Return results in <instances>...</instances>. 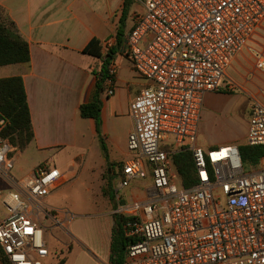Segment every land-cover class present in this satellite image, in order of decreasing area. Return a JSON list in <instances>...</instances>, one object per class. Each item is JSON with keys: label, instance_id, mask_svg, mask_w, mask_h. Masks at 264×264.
<instances>
[{"label": "built area", "instance_id": "obj_1", "mask_svg": "<svg viewBox=\"0 0 264 264\" xmlns=\"http://www.w3.org/2000/svg\"><path fill=\"white\" fill-rule=\"evenodd\" d=\"M143 5L123 52L148 83L129 105L127 150L133 156L120 167L118 190L147 177L151 185L126 223L131 243L123 264H264V154L257 164L245 165L238 145H197L204 96L221 89L232 62L264 24V0ZM116 73L110 65L108 96ZM6 126L0 114V181L13 190L0 189V250L5 264H49V228L42 219L65 227L61 212L38 203L62 173L41 167L16 179L14 155L1 137ZM244 144L264 147L262 104L250 110ZM181 150L191 152L197 170L191 188L181 185L173 163Z\"/></svg>", "mask_w": 264, "mask_h": 264}, {"label": "crops", "instance_id": "obj_2", "mask_svg": "<svg viewBox=\"0 0 264 264\" xmlns=\"http://www.w3.org/2000/svg\"><path fill=\"white\" fill-rule=\"evenodd\" d=\"M137 1H140L142 9L130 17L134 0L132 1L125 20L124 42L137 15L144 11V0ZM123 6L124 0H0V8L14 23L18 34L29 47V62L0 68V78H22L27 96L33 139L21 152L29 151L37 160L25 176L35 173L41 167H49L47 162L53 161L65 151L72 153L68 170L72 173L79 171L85 165L87 147L94 139L100 145L105 165L101 143L106 148L110 162L120 159L122 155H128L127 137L131 130L129 105L146 84L140 83V88L132 89L130 83L126 82L123 89L125 94L121 98L119 71L116 67L115 91L112 96L106 94V102L101 101L98 128L95 120L82 118L79 113V107L88 103L94 93V73L100 68V61L84 54L82 50L92 38L98 39L101 44L115 43L114 37ZM129 19L132 23L126 32ZM126 59L130 62L127 57ZM262 61L264 24L257 29L247 47L232 62L221 89L205 94L197 134L199 147L210 149L221 145L239 146V140L233 136V127L219 113L224 110L230 97L239 98L243 102L247 100L250 110L255 103L264 105V69L260 67ZM130 68L134 71L131 62ZM134 73L138 76L135 71ZM120 116L128 120V126L123 133H118L109 124L110 119L115 120ZM246 133L241 137L244 142ZM202 135L209 137L210 141L199 142ZM103 161L97 166L101 167ZM54 168L58 169L55 166ZM147 178L150 180L149 187L151 178ZM0 182L6 188L12 189L6 182ZM146 199V192L144 199H138L131 192L127 193L126 200L122 205L117 204L113 213L123 208L124 215L133 216L138 204ZM67 248L69 252L71 246ZM97 260L101 264H110L109 256L108 259ZM66 261L65 255L64 264Z\"/></svg>", "mask_w": 264, "mask_h": 264}, {"label": "rangeland", "instance_id": "obj_3", "mask_svg": "<svg viewBox=\"0 0 264 264\" xmlns=\"http://www.w3.org/2000/svg\"><path fill=\"white\" fill-rule=\"evenodd\" d=\"M142 9L140 1L134 0L130 17ZM132 21L129 19L126 25V32L129 30ZM115 43H102V51L105 53ZM123 51H120L115 58V63L119 71L121 98L124 96L126 82L130 83L132 89L140 88V83L147 84L148 81L136 76L130 68V62L126 59ZM101 101L106 102V92L100 93ZM250 103L246 100L230 97L226 101L224 110L219 116L225 119L233 127V136L240 143L248 127ZM110 126L116 128L118 133H123L128 126V120L120 116L117 119H110ZM207 139V140H206ZM210 141L209 137L204 135L199 137V142ZM15 149V148H14ZM206 150L207 148L204 147ZM14 153L15 166L12 171L16 179H22L34 166L37 157L29 151ZM71 152L65 151L58 155L53 161H48L49 168L57 167L62 177L52 188L51 192L38 203L41 207L54 213L61 212V220L64 222V228L56 227L47 219H42V223L48 227L46 238L49 239L52 255L49 258V264H62V260L67 256L66 264H101L97 258L108 259L110 233L112 228L113 209L122 205L126 200L127 193H133L138 199L145 198L146 188L150 180L138 179L130 182L126 188L118 190L120 181L121 165L132 158L133 154L121 156L120 159L113 161L115 164L111 171L106 172V165L101 156L100 145L94 139L87 147L85 165L75 173L68 170ZM103 161L101 167L97 166ZM95 163V164H94ZM64 175V176H63ZM0 189L3 192L13 191L6 188V185L0 182ZM121 213L125 210L120 209ZM82 244V245H81ZM71 246L68 252L67 247ZM95 256L97 258H95Z\"/></svg>", "mask_w": 264, "mask_h": 264}, {"label": "trees", "instance_id": "obj_4", "mask_svg": "<svg viewBox=\"0 0 264 264\" xmlns=\"http://www.w3.org/2000/svg\"><path fill=\"white\" fill-rule=\"evenodd\" d=\"M133 0H124L119 27L115 34V44L105 53L102 51L101 42L92 38L84 47L82 52L100 61V68L95 72V90L88 103L79 107L82 118L95 120L96 126L100 125V112L102 102L100 93L106 92L105 81L108 78L109 67L114 62L116 55L122 51L124 42L125 20L127 12ZM29 47L27 42L18 34L14 23L7 17L5 11L0 8V68L14 64L29 62ZM115 78V77H114ZM0 114L7 120V126L1 132L11 148L10 156L14 151H23L33 139L31 117L27 103V96L23 80L19 76L0 78ZM101 147L106 161V172L111 171L115 165L109 161L107 151L103 143ZM15 148V149H14ZM241 160L245 165L257 164L259 158L264 154V147H251L245 144L239 145ZM173 163L184 188H191L197 183V170L190 151L181 150L173 155ZM113 226L110 242V264H123L126 249L131 239L126 236V223L133 218L122 213L112 214ZM65 258L62 260L64 264ZM0 263L5 264L3 254L0 250Z\"/></svg>", "mask_w": 264, "mask_h": 264}]
</instances>
